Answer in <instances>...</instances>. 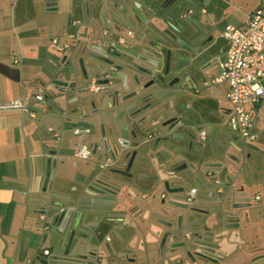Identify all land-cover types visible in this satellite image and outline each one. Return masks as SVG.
Listing matches in <instances>:
<instances>
[{
    "label": "flooded vegetation",
    "instance_id": "obj_1",
    "mask_svg": "<svg viewBox=\"0 0 264 264\" xmlns=\"http://www.w3.org/2000/svg\"><path fill=\"white\" fill-rule=\"evenodd\" d=\"M201 7L188 24L168 14L163 0H70L68 28L57 39L63 50H54L59 62L53 65L84 76L82 93L70 99L82 97L85 105L79 121H71L69 127L50 123L46 129L53 141L51 150L66 158H61L64 164L52 182L59 184V172L66 169L63 183L68 193L82 192L85 197L80 199L90 203L95 198L88 190L106 174L120 187L117 199L123 204L112 212L118 219L105 234L104 216L80 217L78 228L87 235L75 233L69 251L80 239L86 259L74 258L67 264H204L196 243L204 233L213 239L209 219L229 217L239 228L241 221L245 232L250 217L264 225V176L255 180L247 143L229 134V106L225 93L221 97L218 90L224 84L215 74L225 53L221 25L212 16V0ZM109 94L117 102L142 99V107H151L150 121L156 125L138 133L145 150L133 153V148L121 155L114 148H108L110 153L104 150L111 137L118 143H135L130 134L113 132L101 114ZM162 124H167L164 128L177 124L181 141L174 149L190 148V154L172 160L171 146L156 143L164 135ZM215 126L221 131L219 141L209 133ZM232 141L237 147L233 153L228 150ZM79 150L84 151L83 158L77 156ZM75 160L84 161L86 168H77ZM186 166L194 167V177L171 175ZM43 183L42 176V189ZM200 183L208 184L210 198L201 199L205 196ZM256 188L258 194L252 190ZM41 218V226L47 227L56 217ZM70 218L74 224L76 217ZM249 246L247 241L238 250L248 255Z\"/></svg>",
    "mask_w": 264,
    "mask_h": 264
},
{
    "label": "crops",
    "instance_id": "obj_2",
    "mask_svg": "<svg viewBox=\"0 0 264 264\" xmlns=\"http://www.w3.org/2000/svg\"><path fill=\"white\" fill-rule=\"evenodd\" d=\"M61 1L64 0H0V264H37L39 257L52 256L47 242L40 245L41 217H52L48 206L41 201L47 197L42 192L40 166L42 156L53 148L46 130L50 121L12 105L33 108L32 96L44 93L39 83H48L53 64L59 62L51 41L66 33L70 17L69 9L60 6ZM243 1L249 10L239 25L242 27L259 0H212V16L222 25L228 11ZM222 85L226 86V98L227 85ZM255 132L259 135L256 123ZM209 133L220 140L218 126L211 128ZM233 138L239 137L234 135ZM231 146L228 150L233 153L236 143L232 141ZM255 146L264 151L260 137ZM75 163L79 169L86 168L84 161L75 160ZM59 174L60 177L68 176L64 168ZM206 195L207 192L203 193ZM208 223L212 227L213 242L220 245L222 254L236 257L235 264L249 261L264 264V253L263 256L257 252L247 255L238 250L243 243L250 242V229L243 231L241 221L238 222L240 228L234 220L225 217L211 218ZM45 249L49 250L48 256L42 254Z\"/></svg>",
    "mask_w": 264,
    "mask_h": 264
},
{
    "label": "water",
    "instance_id": "obj_3",
    "mask_svg": "<svg viewBox=\"0 0 264 264\" xmlns=\"http://www.w3.org/2000/svg\"><path fill=\"white\" fill-rule=\"evenodd\" d=\"M207 1L208 0H163V9L168 14H172L176 17L179 16L189 24L191 20H193L195 13L200 11L202 9L201 6H204ZM195 4H200V6L194 8ZM54 7H56L55 4ZM68 9H70V5ZM55 11L57 12V8L54 9V12ZM135 14H137V16L139 15L137 11H135ZM170 20L174 21V19ZM48 79V85L43 82L39 83V86L44 90L42 100H36V94H34L32 96L34 107H26V111H33L41 118L49 120L50 123L59 124L64 127H69L71 121H79L83 118L79 115L85 105L83 98L81 97L78 101L71 100L70 98L75 93H82L81 81L85 80L84 76L80 77L77 72L72 69L70 70L68 67L54 68L53 66V70L50 72ZM141 100L142 99H138L131 102H124V100H121L117 102L110 94L103 100V103L105 102V107L104 109L102 108L103 112L101 111V114L106 117V123L109 125L110 129L116 134H122L125 137L130 134L135 140L134 144L129 145L123 141L118 143L115 141L114 137H111L109 143L103 145L107 153H110L108 148H114L119 155H121L122 152H130L133 148H136L134 149L135 151H132L133 153L147 148L145 140H143V137L138 133L144 132L156 124L150 121L154 113L150 110L151 107L149 105L142 107L143 101ZM166 125L167 124H162L160 126V134L164 135L163 137H159L156 143L165 142L168 146H171L172 160L178 158L179 154L181 155L185 152L187 155L190 154V148L181 152L174 149L175 144L181 141L176 133L179 127H177L176 124L164 128ZM184 132L185 135L190 138L186 129H184ZM245 147L249 150L261 153L260 149L253 144H246ZM61 158L66 159L64 157ZM61 158L60 156H56L55 151L49 150L42 156L40 161L41 173L44 178L42 192L47 197L46 199H41V201L48 206L47 210L51 212V216L56 218L52 225H48L47 227L41 226L40 231L42 237L40 245L43 246L47 242L52 256L48 258L39 257L37 264H67L74 258L86 259V256L82 255V251H80V246L83 244L80 239H76L75 242H73L74 251H69V246L72 244V237L75 233L87 235V233L82 232L81 229L78 228L80 217L85 218L86 216H92L89 217V219H92L94 216L95 218L97 216H104L101 217L103 223V230L101 233L105 234L111 224L118 219V217L112 215V212L117 206L123 204V202H119L117 199L121 193L120 187L114 185L112 183V178L106 174L101 175L100 179L96 180L91 189L88 190V193L95 198L90 203H84L80 199L85 197V194L82 192H77L75 195L68 193L63 183L64 177L60 178L61 182L59 184H54L52 181L55 179L58 166L64 164ZM175 164L176 163H174V165ZM171 175L188 179L194 177L195 169L193 166H186L179 170H173ZM201 190L204 193H208L207 196L201 197L202 200L210 198L211 193H209L207 183L201 184ZM56 200H60L61 202H57ZM70 217H76L74 224H72V218ZM115 230H118V228H115ZM88 243H90V240ZM196 245L199 246V257L204 264L236 263V257L234 258L233 255L226 256L220 252V245L213 242L210 233H204L201 241L196 243ZM78 264L86 263L81 262Z\"/></svg>",
    "mask_w": 264,
    "mask_h": 264
},
{
    "label": "built area",
    "instance_id": "obj_4",
    "mask_svg": "<svg viewBox=\"0 0 264 264\" xmlns=\"http://www.w3.org/2000/svg\"><path fill=\"white\" fill-rule=\"evenodd\" d=\"M221 37L225 53L219 62L221 72L217 82L227 85L228 127L244 143L255 145L260 137L255 132L256 118L264 107V0H259L244 26L228 25ZM51 46L53 50H63L56 38ZM36 100H41L40 94H36ZM12 107L26 109L24 104ZM77 156L83 158L84 151L79 150ZM189 194L193 195L194 190ZM42 254L48 256L49 250H43Z\"/></svg>",
    "mask_w": 264,
    "mask_h": 264
},
{
    "label": "rangeland",
    "instance_id": "obj_5",
    "mask_svg": "<svg viewBox=\"0 0 264 264\" xmlns=\"http://www.w3.org/2000/svg\"><path fill=\"white\" fill-rule=\"evenodd\" d=\"M242 1V0H241ZM70 5V0H64L63 2H60V6L64 7H69ZM247 10H249L247 8V3L243 1V3H238V6L236 8L230 9L228 11V17L227 20L224 24L221 25V30L223 31L225 29L226 26L230 25V26H234V27H238L239 25H241V22L243 21V18L246 16V12ZM221 72L220 66H218L216 68V76H219ZM264 84V83H263ZM225 85H219V94L221 97H223L224 93H225ZM228 128V132L229 134L237 135L236 133H234L232 130H230L229 127ZM256 128L259 131V135H260V140H262V142L264 143V112H261L260 115L256 118ZM252 155V159L249 162V166L251 167H255L256 170L254 171L256 173V178L255 180L257 181V176L259 175L260 177L264 176V151L256 154L253 152H250ZM257 171H259L260 173H258ZM256 193L258 192V189L256 188V190H254ZM258 194V193H257ZM258 217H250V225H249V239L250 242L252 243L251 245V249H250V253H261V255L263 256V250L264 249H260L259 251L257 249L264 247V225L261 221H257ZM257 236H259V239H257ZM255 250V251H254ZM262 250V251H261ZM256 253V254H257ZM251 262V261H250Z\"/></svg>",
    "mask_w": 264,
    "mask_h": 264
}]
</instances>
